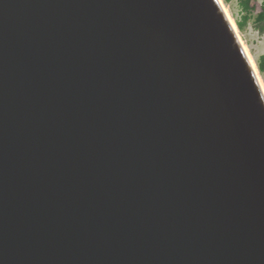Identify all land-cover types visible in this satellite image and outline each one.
<instances>
[{"label": "water", "instance_id": "1", "mask_svg": "<svg viewBox=\"0 0 264 264\" xmlns=\"http://www.w3.org/2000/svg\"><path fill=\"white\" fill-rule=\"evenodd\" d=\"M236 32L221 0H0V264H264Z\"/></svg>", "mask_w": 264, "mask_h": 264}, {"label": "rangeland", "instance_id": "2", "mask_svg": "<svg viewBox=\"0 0 264 264\" xmlns=\"http://www.w3.org/2000/svg\"><path fill=\"white\" fill-rule=\"evenodd\" d=\"M224 6L227 8L233 23L238 29L240 38L247 48V51L250 54L251 60L254 65L257 67V62L260 56H264V29L257 28L252 21H248L243 29H239L237 21L242 16L240 12V7L238 5V0H222ZM262 0H252L253 13H256L259 10V6ZM262 77V79H261ZM260 79L264 85V77L261 75Z\"/></svg>", "mask_w": 264, "mask_h": 264}, {"label": "trees", "instance_id": "3", "mask_svg": "<svg viewBox=\"0 0 264 264\" xmlns=\"http://www.w3.org/2000/svg\"><path fill=\"white\" fill-rule=\"evenodd\" d=\"M238 5L242 13V16L237 21L239 29H243L250 20L257 28L264 29V0L260 3L259 10L256 13H253L252 0H238ZM257 68L259 73L264 77V56L259 57Z\"/></svg>", "mask_w": 264, "mask_h": 264}, {"label": "bare ground", "instance_id": "4", "mask_svg": "<svg viewBox=\"0 0 264 264\" xmlns=\"http://www.w3.org/2000/svg\"><path fill=\"white\" fill-rule=\"evenodd\" d=\"M221 1H222V0H221ZM224 10H225V13H227L228 17L230 18V22L233 23V20H232V18H231V16H230L229 12H228V10H227V8H226L225 6H224ZM233 27H235V32L237 31V32H236V33H237V37H239V40L241 41V43H242V45H243V48H244V50H245V53H246L248 59L250 60L252 66H253V68H254V70L257 71V76H258L257 78H258V81H259V83H260V85H261V87H262V89H263V92H264V85H263V83H262V81H261V79H262L261 74L259 73V71H258L256 65H254L253 61L251 60L250 54H249V52L247 51V48L245 47V45L243 44V42H242V40H241V38H240V35H239V33H238V29H237V27H236V25H235L234 23H233ZM260 77H261V79H260Z\"/></svg>", "mask_w": 264, "mask_h": 264}]
</instances>
